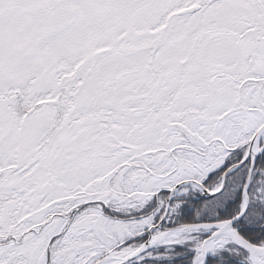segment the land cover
I'll use <instances>...</instances> for the list:
<instances>
[{
	"label": "snow or ice",
	"instance_id": "1",
	"mask_svg": "<svg viewBox=\"0 0 264 264\" xmlns=\"http://www.w3.org/2000/svg\"><path fill=\"white\" fill-rule=\"evenodd\" d=\"M0 264H264V0H0Z\"/></svg>",
	"mask_w": 264,
	"mask_h": 264
}]
</instances>
